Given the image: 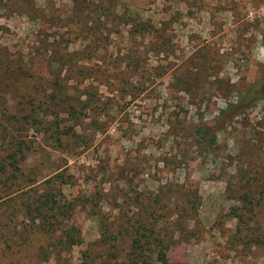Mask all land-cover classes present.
<instances>
[{
  "label": "rangeland",
  "instance_id": "1",
  "mask_svg": "<svg viewBox=\"0 0 264 264\" xmlns=\"http://www.w3.org/2000/svg\"><path fill=\"white\" fill-rule=\"evenodd\" d=\"M252 87L264 93V0H0V264H53L29 214L42 194L67 204L68 264H126L146 214L165 264H264L240 237L264 219L239 233L230 186L238 155L264 165V97L215 120ZM158 248L136 258L159 264Z\"/></svg>",
  "mask_w": 264,
  "mask_h": 264
},
{
  "label": "trees",
  "instance_id": "2",
  "mask_svg": "<svg viewBox=\"0 0 264 264\" xmlns=\"http://www.w3.org/2000/svg\"><path fill=\"white\" fill-rule=\"evenodd\" d=\"M92 11L98 13L99 16H103L104 20H108L109 13L102 5H97L92 8ZM120 17V16H118ZM237 99L235 102H228L223 109L219 110L218 115L215 117L217 124L221 122H227L230 118L238 115L250 107H252L257 100L264 97V93L256 87L249 89H238ZM264 128V119H263ZM197 138L199 141H204L205 144L211 146L216 139L215 133L211 127L201 126L196 127ZM262 158L264 160V150H262ZM3 171V166H0V172ZM232 180H230L231 195L243 205V212H233V216L236 218V229L241 233L242 226L245 221H252L258 214L264 219V165L255 163L244 162L241 155L237 156V160L234 163L233 173L231 174ZM190 200H184L185 203H189ZM32 207L33 213L29 211L32 219H37V226L40 230L50 237L51 241L47 244L48 250L40 248V254L45 256L50 255L53 260V264H68L67 257L65 254L69 247L75 243V228L69 227L68 229L60 228L59 224L64 221L63 216L64 208L67 207L65 202H59L49 198L47 194H42L34 202ZM177 204L171 202L170 207H176ZM26 208H29L28 202L25 204ZM180 209L183 210L182 205H179ZM247 213V214H245ZM152 217V214H146L142 220H133L131 229L135 232L131 239V257L126 264H143L144 261H139L136 257L140 254L136 253L141 245L149 244L156 241L159 246L156 255L159 260V264H165L166 258L162 248L165 244H162V239L157 236V220ZM264 227V226H263ZM147 231L146 233H140L139 231ZM255 230V229H254ZM139 233V235H137ZM137 235V236H136ZM244 235V236H243ZM243 242H248L251 245L260 246L264 245V229L260 232H250L241 234ZM143 238V240H141ZM49 247V248H48ZM140 252V251H139ZM121 264V263H115Z\"/></svg>",
  "mask_w": 264,
  "mask_h": 264
}]
</instances>
